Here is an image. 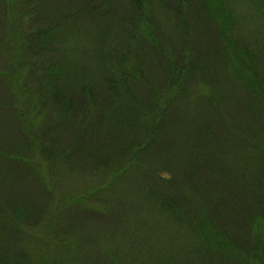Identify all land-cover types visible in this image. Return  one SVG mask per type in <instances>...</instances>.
I'll return each instance as SVG.
<instances>
[{"label":"rangeland","instance_id":"374dc122","mask_svg":"<svg viewBox=\"0 0 264 264\" xmlns=\"http://www.w3.org/2000/svg\"><path fill=\"white\" fill-rule=\"evenodd\" d=\"M88 1L94 0H36L34 8L37 18L45 22L52 20L56 11ZM225 1L234 16L229 40L244 59L253 61L254 79L264 87V0ZM25 3L24 0H0V264H111L105 249L115 245L117 234L114 232L119 225L132 224L128 223L134 218L130 200L138 196L133 191L134 183L154 179L149 171L133 168L118 179L130 194L109 186L88 196L85 202L82 198L86 192L95 190L96 185L105 184L113 170L126 167L133 148L139 142L143 145L144 119L138 117L131 122V116L137 111L142 113L144 106L149 107L148 100L154 97L156 88L162 91L157 101L164 98V93L168 94L162 89L164 79L154 71L158 66H165L161 56L173 48L178 57L183 55L181 51L188 52L192 65L185 85L176 92L178 96L167 107V117L164 116L153 137V143H162L157 156L151 155L149 143L145 153L162 175L169 170L175 172V180L164 187L163 180L159 179L157 186L163 195L169 186L178 189L179 205L168 209L176 220V224L171 223L179 230L177 241L182 245L190 241L185 210L188 202L200 200L196 194L201 193L217 224L228 235L244 240L252 220L264 218V99L247 88L245 81L233 76L223 55L220 30L215 20L206 15L200 0H185L181 13L171 11L169 1L159 0L153 5L152 31L158 45L153 49L146 46L151 54L142 56L143 74L138 79L143 84L137 86L134 82L131 111L124 105L128 97L120 92L116 95L100 75L101 59L107 57L102 56L97 63L100 56L95 57L92 47L84 49L87 52L79 56L80 48L75 46L86 47V40L71 37L69 33L64 43L34 56L36 67L51 66L49 62H52L53 66L56 64L68 72V77L64 76L66 80L57 84L56 94L43 104L50 114L46 115L47 124L43 125L48 130L41 136L51 139L56 151L52 148V155L42 154L40 159L43 161L42 157L47 155L45 162L53 166L48 173L39 169V174L30 163L26 142L30 141L31 131L38 140L40 132L36 131L37 124L24 131L19 121L21 107L17 108L20 104L16 102L17 92L8 74L13 69L17 71L22 62L15 59L14 46L18 40L13 16L24 11ZM115 3L124 13L115 16L118 19L114 23L124 19L130 25L132 15L126 11L129 0ZM110 29L103 35L106 43L101 45L106 48L111 42L118 45L116 50L122 47L126 52L123 36L119 38L116 27ZM115 56L110 54L108 59ZM86 58L90 60L86 62ZM90 65L94 67L91 77ZM30 90L35 91L32 84ZM114 100L120 111L127 113H110L108 107ZM89 102L96 107L93 115L88 113ZM238 170L244 172L241 177L237 176L242 181L233 178ZM107 200L115 206L114 211L101 207ZM15 208L25 211L26 216L13 222L10 215ZM161 226L156 224L153 233L148 235V242L154 237L155 241L159 240L160 252L162 243L157 234ZM139 227V223L134 225ZM132 235H126L128 249L120 246L118 255L112 253L119 264H168L163 251L157 253L148 246L145 252L130 246ZM258 250L264 264V245L263 250ZM202 257L213 261L212 264H238L227 260L219 263L216 254L204 253Z\"/></svg>","mask_w":264,"mask_h":264},{"label":"trees","instance_id":"16d2710c","mask_svg":"<svg viewBox=\"0 0 264 264\" xmlns=\"http://www.w3.org/2000/svg\"><path fill=\"white\" fill-rule=\"evenodd\" d=\"M25 1L26 3L24 7H22L24 11H19L18 14H14L13 16V22L16 25V40H18L16 46H14L16 51L15 59L22 62L17 71L13 69L9 71L10 73L8 72V74L17 92V94H15V96H17L16 102L20 103L17 108L19 109L21 107V110L18 112L20 113L19 121L23 124L24 131L26 132L29 130L30 125L37 124L36 131L40 132V139L38 140L37 136H35L36 133L30 130L32 135L30 136V141L26 142L27 153L30 154L28 156L31 160L30 163L35 168L34 172L39 174V169H44L48 173L52 164L50 165L45 162L48 159L47 155L53 153L51 151L52 148L56 151L55 143L51 139H44L41 136L43 132H47L48 130L43 125L47 124L46 115L50 114L49 111L44 108L43 104L47 103V100L56 94L57 84L66 80L64 76L68 77V72L57 68L56 64L53 66L52 62H49L51 66L38 65L36 67L34 56L40 53L50 52V47L64 43V41L68 39L69 33L71 37H79L81 40H86V47L82 48L77 47V45L75 46L78 49L80 48L78 50L79 56L87 52V50L84 49L92 47L95 57L100 56L99 60H97L98 57L96 59L97 63L102 56L107 57L106 60L101 59L103 61H101L102 64H100V75L104 78L106 85L116 92V95L120 92L122 95L125 94L124 97H128V101L124 103V105L127 106L125 108L131 111L132 108H134L132 104V99H134V97H132L133 93L131 92L134 82H136L135 85L137 86L143 84V82L138 79V76L142 77L141 74H143L142 67L144 65L142 62L145 59H142V56L151 54V49L154 47L157 48L158 45L156 34L152 31V21L154 14L153 5L159 3V0H129L130 5L126 11L132 15L130 25L123 22L124 19L114 23L118 19L115 20V16H119L120 13L123 12L122 7L115 3L117 0H94L92 2L88 1L82 3V5L77 3V7H70L64 11H56L54 18L52 20L46 19L45 22L37 18V11L35 10L36 8H34L37 5L36 0H24V2ZM165 1L171 2V11L176 13H181V7L183 6V2H185V0ZM200 3L203 5L206 15L215 20L217 29L220 30V37L223 40V50H225L223 55L228 62L227 64L230 70L233 72V76L245 81L247 88L256 92L260 99H264V87L258 83L259 81L254 79L255 70H253L251 63L253 61L244 59V55L241 51L234 49L233 42L229 40V33L232 31L231 27L234 16L231 9L228 8L226 1L200 0ZM174 12L171 13L172 19L174 18ZM113 26L117 28L118 33L120 32L118 34L119 38L121 35L123 36V43L127 45L126 52L125 48L123 51L122 47L116 50L115 47L118 45L111 42L107 44L106 48L104 45H101L106 43L105 36L103 35L111 30L110 28ZM74 43H76V40H74ZM146 46H149L151 49H147ZM180 48L183 49L182 47ZM102 49H106V51L101 52ZM169 51L171 52L161 56L164 58L165 66L162 68L158 66L154 71L155 74L164 79L162 82L164 87L162 89H165L168 94L164 93V98L157 101L162 91L158 90L159 87L156 88V90H154V97L151 96L148 100V106L150 108L144 106L142 113L137 111L131 116V122H135L138 117L139 119H144L143 123L145 127L143 128H146V130L143 132V136H141L143 145L139 142L133 148L129 157L130 161L127 163L126 167H119L113 170L112 177L106 179L105 184L96 185L95 190L93 189L90 192H86V196L82 198L85 202L88 196L92 197L96 195V192L107 189L109 186L112 188H120L122 191L126 193L129 192L130 194V191H127V188L123 187L118 179L133 168H141L145 170V172L149 171L152 179H154L148 183L143 180L134 183L135 188L133 191H136L138 196L136 200H130L133 203L134 218L130 219L128 223L131 222L132 224L128 226H123V224H121L116 228L114 232V234H117L116 242H114L115 245L111 244L110 247H107L105 249V255L108 256L107 258L111 264H119L114 257L118 255V250L122 248L120 246H124V248L128 249L126 235L128 233H133L131 237L132 240L136 238L138 240L135 242L131 240L130 246L133 247L134 245L135 249L139 251L144 249L145 252H147L145 248L148 246L151 251L153 250L157 253H162L163 251L165 253L164 258L169 261L167 262L168 264H194L195 262L197 264H212L213 261L210 262L207 258L202 257L204 253L210 255L216 254L219 257L216 258V260H220L219 263L227 260L229 263L233 261L238 264H262L258 249L263 250L264 245V218H261L262 220H252V224L249 226V235L247 236L244 234V240L239 241L236 236L228 235L217 224V218L210 214L209 208H207L206 198L201 195L202 193L200 195L196 194V197L200 200H198L197 203L196 201L188 202L187 206L189 207L185 210L187 214L184 220H186V229L189 230L188 237L190 241H186L184 245L177 241L179 230H176L171 223L176 220L173 214L168 212V209H170V207L176 208V205H179L178 189L169 186L164 191L163 195V193H160V186H157L159 179L163 180L164 187L169 182L175 180V172L169 170L162 175V173L158 172L156 165L151 162V159L145 153L147 146L150 144L148 148L152 150L151 155L154 158L157 156L162 143H153V137H155L160 129L158 126L161 121H163L164 116L165 119L167 117V107H171L172 101L178 96V91L185 85V79L188 75L187 71L192 65V60L189 59L188 52L181 51L183 55L178 57L174 48ZM110 54H113V56L118 55L119 58L115 56L114 59L109 60ZM86 59V62L90 60V58ZM93 69L94 67L92 65L88 67L90 77ZM31 84L35 88V91L30 90ZM137 100L140 101V99ZM88 105L90 107L88 113L89 115L90 113L93 115V112L96 111V107L93 105V102H89ZM108 108L110 109V113H113V111H116L117 114L123 112L120 111L121 109L117 106L115 100L110 103ZM124 112L127 113L126 111ZM61 120L59 121L61 122ZM262 152L264 153V150ZM141 153L143 154L139 158V154ZM42 154H47L45 157H42L44 159L43 161L40 159ZM145 155L147 160L144 159ZM11 158L16 161L26 160L22 157ZM141 166L145 167L142 168ZM189 167L191 169L194 168L192 165H189ZM243 174V171L241 172L238 170L234 173L233 178L242 181L238 179L237 176L241 177ZM202 198H204L205 201L204 199L201 200ZM101 207L103 209L109 208L111 211L116 209L108 200L105 204L101 205ZM164 207L167 208V210H164ZM185 207L186 206H184V208ZM128 208H130V206H128ZM22 211V209L19 210L18 208L13 210L10 215L13 222L26 216V214H24L25 211ZM154 218H156V220H154ZM138 223L140 227L134 228V225L136 227ZM156 224H162L157 234L158 239H160L162 243L160 244L162 248L161 252L157 245L160 243L159 240L155 241L154 237V240H150L151 243L148 242V235L150 236L151 233H153V228ZM252 225H254V227H252ZM250 234L253 238L249 237ZM135 243H137L138 246L135 245Z\"/></svg>","mask_w":264,"mask_h":264},{"label":"bare ground","instance_id":"6f19581e","mask_svg":"<svg viewBox=\"0 0 264 264\" xmlns=\"http://www.w3.org/2000/svg\"><path fill=\"white\" fill-rule=\"evenodd\" d=\"M12 5V4H11ZM15 5V4H14ZM9 7V6H8ZM10 9H11V7H10ZM9 11V10H8Z\"/></svg>","mask_w":264,"mask_h":264}]
</instances>
